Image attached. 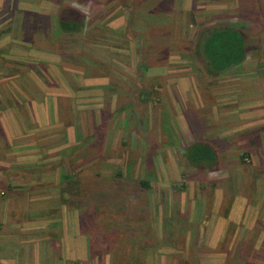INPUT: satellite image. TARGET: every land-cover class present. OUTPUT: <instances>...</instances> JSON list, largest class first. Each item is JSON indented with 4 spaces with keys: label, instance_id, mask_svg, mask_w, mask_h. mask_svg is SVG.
Here are the masks:
<instances>
[{
    "label": "rangeland",
    "instance_id": "obj_1",
    "mask_svg": "<svg viewBox=\"0 0 264 264\" xmlns=\"http://www.w3.org/2000/svg\"><path fill=\"white\" fill-rule=\"evenodd\" d=\"M145 1L0 0L1 107L7 110L14 101L24 108L27 99L18 88L33 97L43 70L62 71L56 76L60 82L70 67V80L80 91L74 101L73 146L65 143L67 128L62 127V135L44 133L51 136L44 144L46 161L0 165V258L6 257L0 264H56L59 239L54 238L64 237L65 214L77 208L82 232L90 220L86 229L92 257L109 264H202L223 251L224 264H264L259 236L264 214L258 230L230 225L216 246L204 244L201 230L192 233L188 224L193 201L205 199L210 216L214 208L226 212L228 202L242 194L239 184L262 187L264 199V0H191L192 9L172 0L171 21L166 22L157 12L148 20L142 12ZM66 9L84 15L80 30L62 25ZM231 24L246 30L251 56L208 77L190 59L193 43L207 25ZM47 57L60 61L59 67L44 66L40 58ZM152 66L168 74L151 77ZM98 76L104 78L92 79ZM241 78L253 90L251 99L236 89ZM223 91L234 93L211 96ZM242 97L252 105L239 115L244 121L225 109L242 103ZM242 121L251 128L238 134L242 144L237 142V150L225 144L234 140L225 133ZM2 133L0 125V158L7 159L4 154L11 151ZM197 142L222 152L219 172L188 165L185 151ZM50 157L56 162L50 163ZM54 165L65 185L79 177L87 189L83 196L49 190L58 176L45 171ZM147 180V186L141 184ZM216 188L223 197L215 194ZM249 193L244 194L255 198Z\"/></svg>",
    "mask_w": 264,
    "mask_h": 264
},
{
    "label": "crops",
    "instance_id": "obj_2",
    "mask_svg": "<svg viewBox=\"0 0 264 264\" xmlns=\"http://www.w3.org/2000/svg\"><path fill=\"white\" fill-rule=\"evenodd\" d=\"M182 4L189 5V9L191 8V0H186L184 2L183 0ZM162 22L168 21V18L160 19ZM245 33L246 30L244 28H241ZM246 35V34H245ZM248 38V36L246 35ZM250 38L247 39V46L249 45ZM251 43V41H250ZM249 49V46H248ZM262 51L264 52V46L262 45ZM250 54L247 56L246 60L249 56H251V51L249 49ZM41 61L46 62L44 66H46L47 62L49 64L58 66L60 61H58L56 58L47 57V58H40ZM245 60V62H246ZM244 62V63H245ZM72 65H76L74 61L69 62ZM77 66V65H76ZM70 68V67H68ZM64 70V74L62 75V78H60V82L56 76H61L62 71H58L57 68L53 71V73L49 72V70H43L44 80L39 81L38 83H35L38 85V87L34 88L32 90L33 97L29 96L28 94H24V91L21 88H18L20 91V94L23 95V97L27 100H24L25 105L24 108H20L17 103L14 101H10L9 105H6L7 110L2 108L3 105L2 102H0V113H4L0 116V125L2 129V134H4V141L9 144L11 153L4 154L7 156V159L0 158V165L6 164L14 161L23 162V163H32L36 162L38 160L40 161H46L48 154H46L47 148H46V141L51 137L50 135H45L44 133H50L54 132L55 135H62V127L67 128V140L65 141L66 144L72 145L75 144V140H77V136L75 138V127L73 126L76 119L74 116V111L77 110V108L74 106V101L76 97L79 95L78 87H75V84L72 80L73 75L70 73L71 71L69 69ZM81 69V68H79ZM148 71H150L151 77L154 76L155 78L161 74L167 73L165 69H159L158 66H152ZM31 73V72H30ZM168 74V73H167ZM41 77L40 75H38ZM55 76V77H54ZM149 77V75H147ZM75 77V75H74ZM95 78H104V77H93ZM63 79V80H62ZM160 79V78H157ZM242 79V83L240 86H237L236 89L243 90L247 95H250V99L252 98L253 90L249 89L244 86V79ZM188 79H186L187 81ZM24 84V83H23ZM241 87V88H238ZM80 88V87H79ZM106 88V87H105ZM37 89L39 91H37ZM231 88H228L230 90ZM89 93L91 91L89 88H87ZM238 91V90H237ZM37 92V93H34ZM28 93V92H27ZM87 93V92H86ZM234 92L232 91H223L221 93H215L211 96H220L223 94H232ZM104 91L102 93V97H104ZM248 98V96L246 97ZM213 98H211L212 100ZM71 102H70V101ZM68 102L69 104H64ZM104 101V100H103ZM201 103H205L204 99H200ZM242 103H237V106L231 105L230 107H225V109L229 110V112L239 120L241 118L243 121L246 119V117H241L239 115L243 114L244 112H248L252 108V105L249 101H245V99L242 97ZM260 103H264V98L261 96ZM240 104H243L240 106ZM208 105V104H207ZM263 106V105H262ZM5 107V108H6ZM23 110L25 113H23ZM263 111V110H262ZM227 112H225L226 114ZM96 115V111L94 113ZM247 115V114H246ZM261 116L256 117L257 120ZM26 118L29 119V121H26ZM216 119V117H214ZM220 118H222L221 121H224L225 117L224 115H221ZM251 120V119H250ZM240 122L235 129H229L225 134H230L234 138L232 143L230 141L226 142L225 144H228L230 146L231 144L234 145L237 148V142H240L239 145L242 144V140L239 139V135L241 134L242 130L246 129L249 130L250 127L246 125L244 122ZM247 122V121H246ZM250 124V123H248ZM252 124V121H251ZM67 126V127H66ZM31 128H37L38 130L36 133H34ZM57 129V130H56ZM56 130V131H55ZM241 130V131H240ZM80 131V130H79ZM41 133L42 136H38L37 134ZM61 133V134H59ZM224 137H227V135H224ZM79 138V133H78ZM80 139V138H79ZM245 141V140H244ZM78 143V141H77ZM206 143V142H203ZM45 144V145H44ZM5 148V147H3ZM228 148V147H226ZM239 148H237L238 150ZM53 148L49 149L50 154L54 153ZM1 152H4L1 150ZM218 154V160H221L220 155L222 152L217 151ZM224 152V151H223ZM11 154L17 155L15 157H8ZM50 163L56 162L54 161L53 157L48 158V161ZM264 161V158H263ZM13 164V163H12ZM220 162L218 163V167L216 170L219 172L220 169ZM54 168H51L50 171L45 172H52L54 173V176H58V179L54 183L55 186H52L49 188L55 189V191H60V194L62 192V189L64 188L63 183V176L60 173V171H57V169L54 171V169L58 165H54ZM256 166V165H255ZM232 168L230 169V171ZM234 170H232L230 173L234 174ZM48 176V174H45ZM252 183V187H253ZM256 185V184H255ZM254 185V186H255ZM238 190H242V194L233 197L227 204L226 212L221 211V207L214 208V211H212V214L208 215L206 211V200L203 198H200L196 201L192 202L191 207L189 210L191 211V219L188 222L189 225H191V232L196 233L198 229L202 232V238H204V244L208 245H218L220 241H222L228 233V227L230 225H234V228L236 226L238 229L241 228V226H245L250 231L259 229L258 222L262 220L263 217V211H264V199H260V194L263 192L262 187L258 188L251 186H244L242 184L238 185ZM235 187V185H234ZM237 188V187H236ZM221 188L215 189V194L219 195V197H223L222 192H220ZM226 193H228L227 189H223ZM249 194L255 193V198L251 197L249 195H245L244 193L249 192ZM261 191V192H260ZM223 204V201H222ZM72 209V208H70ZM261 211V213H260ZM80 214L79 209L77 208V211L75 210H68V212L65 214V232L64 237L60 238L59 236L54 238L57 241L56 246L54 247L56 250V264H109L108 259L101 260L99 257H92V251L90 247V238L88 236V230L87 225H89L90 220L87 219L85 222L86 226L83 227L84 231L82 232L81 228L79 229L78 223L76 222V216L77 214ZM62 221H63V215H62ZM63 225V224H62ZM210 231H213L214 234L210 235ZM85 232V234H83ZM205 232V233H204ZM232 232V231H231ZM233 233V232H232ZM259 236L261 238V241L264 240V231L260 230ZM94 249V248H93ZM263 250V249H262ZM225 252H219L218 255L219 258H215V260H209L207 259L202 260V264H224V255ZM264 254V250H263ZM0 259H6V257H2ZM264 263V262H263Z\"/></svg>",
    "mask_w": 264,
    "mask_h": 264
},
{
    "label": "trees",
    "instance_id": "obj_3",
    "mask_svg": "<svg viewBox=\"0 0 264 264\" xmlns=\"http://www.w3.org/2000/svg\"><path fill=\"white\" fill-rule=\"evenodd\" d=\"M80 1L83 3L85 1L88 2V0ZM171 2L172 0H155L151 7L152 1L146 0L143 5V15L150 20L153 19V13L157 12L159 20L168 18V21H171L172 9H169ZM60 16L59 20L62 25L73 30V32L77 29L80 30L79 27L84 24L85 20L84 15L76 9H66ZM135 23H138L136 15ZM249 54L247 37L240 26L232 24L207 25L198 32L196 40L193 43L190 59L196 63H200L201 69L206 76L216 77L219 74L242 65ZM184 155L188 165L191 167L207 169H216L218 167V154L215 149L206 143L197 142L190 145L187 147ZM68 179V177H64L65 181ZM141 184L147 186L148 180L145 182L142 181ZM82 185L81 180L77 176L70 178L68 183L66 185L64 184L63 189L69 192L72 197L74 195L83 196L87 189L82 187ZM130 262V260H124L123 263L130 264Z\"/></svg>",
    "mask_w": 264,
    "mask_h": 264
}]
</instances>
